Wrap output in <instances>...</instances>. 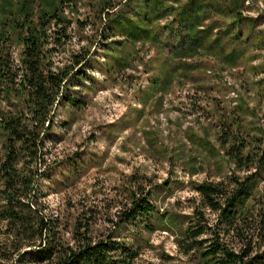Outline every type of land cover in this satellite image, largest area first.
Returning a JSON list of instances; mask_svg holds the SVG:
<instances>
[{
    "label": "rangeland",
    "instance_id": "1",
    "mask_svg": "<svg viewBox=\"0 0 264 264\" xmlns=\"http://www.w3.org/2000/svg\"><path fill=\"white\" fill-rule=\"evenodd\" d=\"M97 1L65 0L71 5L64 9L71 24L48 31L54 66L88 53L77 69L80 76L68 84L78 108L54 110V126L40 155L44 163L37 166L34 203L71 244L78 225L87 226L93 242L111 237L119 248L118 264L126 258L119 254L123 247L136 254L133 264H200L180 253L176 243L186 227L181 216L200 202L192 183L226 182L231 174L253 173H235L217 157L228 146L221 147L218 138L227 132L232 136L236 123L238 134L250 143L247 148L264 149V0H241L237 16L212 14L219 32L230 29L219 45L222 53L200 52L187 61L188 71H175L178 62L170 59L167 34L159 48L100 37L106 16L97 18L90 5ZM218 1L222 9L228 4ZM106 2L116 6L122 1ZM59 28H64L63 37L55 41ZM20 50L11 46L15 60ZM230 52L235 62L229 61ZM143 176L146 183L139 180ZM260 182L264 187V174ZM127 191L150 194L155 212L142 222L119 224ZM206 212L212 224L215 216ZM2 226L0 221L1 233ZM4 238L0 234V264H39L32 252L8 250Z\"/></svg>",
    "mask_w": 264,
    "mask_h": 264
},
{
    "label": "trees",
    "instance_id": "2",
    "mask_svg": "<svg viewBox=\"0 0 264 264\" xmlns=\"http://www.w3.org/2000/svg\"><path fill=\"white\" fill-rule=\"evenodd\" d=\"M121 1L116 6L106 0L90 2L99 20L103 13L106 16L99 36L159 48L166 42L161 36L167 34L172 45L170 59L178 62L175 71L182 67L190 70L187 61L200 52L222 53L219 45L230 29L219 32L221 26L211 15L237 16L242 3L224 0L228 4L222 9L218 0ZM69 6L65 0H0V234L5 235L3 242L8 250L32 252L39 264H118L115 251L119 248L111 237L93 242L87 226L78 225L72 232L71 244L63 239L59 225L46 219L34 203L37 166L44 163L40 155L54 126V110L57 106L78 108L79 104L68 95V84L80 76L77 69L85 62L88 51L72 55L68 65L54 66L51 57L55 50L47 48L52 37L48 34L50 27L66 28L71 24L64 13ZM161 21L165 23L158 27ZM64 28H59L55 41L63 37ZM13 45L21 48L16 60ZM228 58L230 62L237 60L233 52ZM236 127L232 136L227 132L218 138L221 147L228 146L217 157L232 165L235 173H247L248 169L253 173L243 177L231 174L226 182L192 183L200 202L191 214L181 216L186 227L180 230L177 246L180 253L194 256L200 264H264V187L260 186L264 149L247 148L250 143L238 134L241 126L236 123ZM139 180L147 182L144 176ZM227 184L232 188L228 189ZM122 195L125 203L118 213L119 224L142 222L155 212L150 194L127 191ZM206 211L215 216L212 224ZM160 217L166 219L164 215ZM119 252L126 257L122 264H133L135 253L125 247Z\"/></svg>",
    "mask_w": 264,
    "mask_h": 264
}]
</instances>
